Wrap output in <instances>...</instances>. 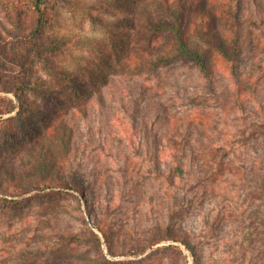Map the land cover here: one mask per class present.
Segmentation results:
<instances>
[{
	"label": "rangeland",
	"instance_id": "rangeland-1",
	"mask_svg": "<svg viewBox=\"0 0 264 264\" xmlns=\"http://www.w3.org/2000/svg\"><path fill=\"white\" fill-rule=\"evenodd\" d=\"M161 1L137 0L138 26L118 34L136 43L133 50L152 49L148 38L153 45L165 40L147 26V16L165 14ZM245 4L243 73L250 85L246 112L229 102L225 92L232 80L221 63L216 94L208 96L197 68L179 61L154 70H133L135 67L123 59V51L119 62L114 58V40L104 35L97 22L78 9L60 8L56 23L47 27L46 33L72 40L65 52L49 59L76 72L81 87L73 90L68 82L58 81L43 61L28 52L24 70L28 84L57 87L62 101L44 99L25 88V101L39 111L30 115L31 127L5 134L6 141H0V175L6 169H23L26 158L40 157L49 143L45 136L48 124L62 115L73 134L61 173H73L82 180L92 209L88 213L85 198L71 188L34 189L15 196L19 207H0V264H196L192 251L181 241L166 238L152 243L159 236L157 228L166 226L168 220L166 180L152 169V150L147 151L146 143L154 139L148 134L151 120L167 106L179 129L184 124L204 128L209 141L222 145L215 160L201 170L195 168L194 161L190 174L176 184L188 198L180 206L175 228L186 230L182 234L193 245L201 264H264V186L260 182L264 154L260 148L253 150L251 140L247 144L244 141L247 129L264 114V0H246ZM98 14L114 17L113 10H99ZM10 22L9 11L0 4V33L8 35ZM7 39L8 52L13 53L12 35ZM6 65L7 71L0 67V108L8 97L16 107L0 116V122L4 121L0 127H6L5 119L16 117L21 110L15 95L2 91L4 84H15L22 78ZM143 90H148V97L142 95ZM189 90H200L204 95L199 109L189 103ZM123 103L136 113V127H130ZM157 123L158 129L164 128L165 120ZM193 138L202 140L197 134ZM138 140L143 145L136 153ZM161 157L163 169L172 161L164 162L165 156ZM218 161L221 167L216 165ZM198 174L206 175V179L199 181ZM81 216L99 234L100 243L82 239L89 233ZM96 221H101L109 233L110 248ZM73 233L79 239L66 240V235ZM39 247L43 251H36Z\"/></svg>",
	"mask_w": 264,
	"mask_h": 264
},
{
	"label": "trees",
	"instance_id": "trees-1",
	"mask_svg": "<svg viewBox=\"0 0 264 264\" xmlns=\"http://www.w3.org/2000/svg\"><path fill=\"white\" fill-rule=\"evenodd\" d=\"M136 3L137 0H97L94 3L80 0H0L2 7L9 11V17L12 20L8 35L0 33V59L4 60V62H0V67L7 71L6 64L8 63L13 71L18 72L15 75L22 77L20 82L2 86V91L13 93L18 98L21 110L17 111L16 117L5 119L8 122L6 127H0V141H6L4 140L5 134H12L18 129L31 127L30 115L39 111L34 106H29L25 101V88L31 89L44 99L62 101V96L57 93L59 90L57 87L55 89L51 87L39 88L28 84L24 73L30 55L28 52H32L36 59L43 61L45 69L58 81L68 82L73 90H78L81 87L80 78L76 72L56 66L49 59L50 55L65 52L72 40L71 37L66 38L46 33L47 27H52L56 23L59 10L63 6L78 9L87 14L92 21L97 22L103 28L104 35L109 40H114V58H117L118 61L121 56L119 54L123 51V59L135 67L133 70L139 71L142 67L154 70L179 61L187 63L197 68L199 76L204 80L208 89L205 90V93L208 96H214L219 73L218 64L221 63L227 69L232 80L229 90L225 92L227 97L230 96L229 102L243 112L248 111L246 95L250 85L246 82L243 73L246 44L244 35L246 0H162L161 8L165 14L156 13L147 16V26L152 32L156 31L165 37V40H162L159 45H153L151 38H148V46L152 48L148 52L140 48L133 50L132 46L136 43L123 40L121 36H118L119 33L135 29L138 26L139 15ZM99 10L105 12L113 10L114 17L109 19L107 16H101L98 14ZM255 23L256 21L252 22V24ZM9 35H12L14 43L13 53L8 52L7 48ZM199 91L189 90L186 94L189 103L193 106L196 104L194 107L197 109L201 107L199 103H202L201 99L204 96ZM147 94L148 90H143L142 95L148 97ZM15 107L13 100L8 97L5 106L0 108V116L10 113ZM122 109L129 114V120L132 122L130 127H136V113L132 114V110L129 111L130 109L126 107L125 103H123ZM172 118L171 109L167 106L163 113L154 116L151 120V128L148 130L149 133L147 132L154 136V139L146 143L147 151L151 152L149 148L152 150L150 153L152 169L157 170L155 173L159 172L166 180V216L168 219L166 226L157 228L156 232L159 236L153 239L152 243L158 239L166 238L181 241L192 251L194 262L201 264L193 245L182 234L186 230L181 226L177 227L178 229L175 228L177 218L181 216L180 206L188 198L187 192H181L176 184L181 178H186L190 174V164H195L194 161L197 162L195 168L201 170L203 165L215 160L222 145L217 141H209L204 128L196 129L184 124L180 130L172 122ZM164 120V128L158 129L157 121L163 122ZM0 123H4V121ZM247 131L249 134L244 140L245 143L247 144L251 140L253 150L258 152L260 148L264 154V114L262 119L255 121ZM137 133L139 134L135 128V135ZM72 134V127L62 115L55 117L54 122L48 124L45 136L49 143L47 148L40 151V157L26 158V162H23V169L17 172L6 169L4 174L0 175V193L2 194L0 195V207L17 208L20 203L14 199L15 196L34 189L54 190V187H59L60 189L78 190L80 196L85 198L87 212L91 213L92 205L87 200L86 187L82 180L73 173L67 176L61 173L62 161L70 152ZM183 134L184 136H182ZM196 134L201 137V142L193 138ZM162 135L165 137L163 138ZM133 144L136 145L135 142ZM142 145L143 142L138 140L137 145L134 146L136 153H139ZM231 147L234 148L232 145ZM161 155L165 156L164 162L169 159L172 161L165 164L163 169H161ZM216 165L221 167V162L218 161ZM198 177L201 182L204 181L202 179H206V175L202 177L198 174ZM260 182L264 186V174L260 178ZM81 217L85 221L89 233V236L82 239L100 243L99 234L86 222L84 216ZM94 224L102 232L106 244L110 248L109 233L101 221L100 223L96 221ZM75 239H79L78 234L66 235L68 241ZM36 251H43V247H39Z\"/></svg>",
	"mask_w": 264,
	"mask_h": 264
}]
</instances>
